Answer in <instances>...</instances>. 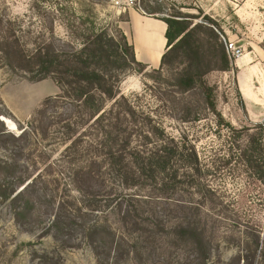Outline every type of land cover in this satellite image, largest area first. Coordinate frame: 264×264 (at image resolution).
<instances>
[{
	"label": "rangeland",
	"instance_id": "1",
	"mask_svg": "<svg viewBox=\"0 0 264 264\" xmlns=\"http://www.w3.org/2000/svg\"><path fill=\"white\" fill-rule=\"evenodd\" d=\"M36 1L40 3L38 6L34 4ZM56 3L72 15L70 19L74 26L69 32L64 26L65 20L54 10ZM142 4L149 10L162 7L147 0L144 3L142 0ZM228 10L227 0H177L175 7L168 12L186 21L189 28L209 27L216 36L203 27L197 33L201 67L206 71L203 79L212 89L216 114L206 107L199 88L185 94L176 93L172 79L184 67L179 60H173L161 71L147 68L139 72L136 66H132L119 84L120 95L127 97L135 108L149 113L185 149L194 150L197 157L200 169L195 177L197 186L189 188L184 180L169 199L163 198L160 203L152 204L157 211L163 210L167 227L165 235L161 239H149L151 243L143 239L148 248L140 259L133 255L117 261H102L96 258L79 228L59 233L52 229L50 225L56 204L64 200L66 211L72 214L79 207L82 196L75 191L73 168L66 158L61 157L63 146L56 128L50 127L45 140L35 134L19 143L6 139L5 144L4 137L0 138V264H194L191 263L195 258L192 246L186 242L174 243L170 228L175 218L180 219L179 222L195 220L203 229L209 242L207 264H230L236 255L253 253V235L258 232L263 243L254 264H262L264 91L255 84L252 90L263 97L259 95L260 99L255 103L245 102L236 85L239 60L229 58L233 69L220 70L216 57L219 44L223 43V38L228 40L225 30L233 29L234 19L228 15ZM39 15L45 21H54L55 36L76 47L84 41L86 29H105L121 43L122 33L118 25L126 18V14L115 13L109 0H0V18L10 21L16 36L25 41H30L39 31ZM79 15H84L85 24L79 23ZM152 16L163 18L160 13ZM240 47L244 55L250 54L251 59H258L246 45ZM260 47L264 50V41ZM57 95L60 91L51 79L30 81L4 67V60L0 59V101L4 104L0 113L6 108L13 117L1 115L0 118L15 124V129H11L4 123L8 132L20 134L17 123L25 125L46 98ZM186 109H190L188 118H184ZM195 116L198 121L191 120ZM14 161L20 165L16 172L4 169V162ZM25 171L38 177L35 187L26 195L32 207L25 210L23 216H18L24 202L11 203L5 197L10 191V183ZM181 172L185 169L182 168ZM106 185V191L114 189L117 193L116 185ZM198 188H208L211 193L202 197ZM104 199L101 198L99 203L103 215L99 214L97 218L106 217L108 224L117 229L116 219L109 217L111 207L105 206Z\"/></svg>",
	"mask_w": 264,
	"mask_h": 264
},
{
	"label": "trees",
	"instance_id": "2",
	"mask_svg": "<svg viewBox=\"0 0 264 264\" xmlns=\"http://www.w3.org/2000/svg\"><path fill=\"white\" fill-rule=\"evenodd\" d=\"M147 1L162 7L157 10L144 7L146 16L163 13L162 4ZM54 10L65 20L66 30L71 31L72 15L58 3ZM83 16L77 17L80 24L86 23ZM40 18V29L30 41L16 36L11 22L0 18V59L4 60V67L30 81L51 79L60 95L46 98L25 125L17 123L18 135L8 132L0 120V138L4 137L5 144L6 139L19 143L35 134L45 140L50 127H55L63 146L61 157L73 168L75 191L82 200L72 214L66 211L67 203L59 201L50 227L58 233L79 228L96 258L102 261H117L133 255L140 259L148 248L142 240L146 238L145 242L151 243V238L161 239L167 229L163 210L157 211L152 204L169 199L185 181L189 188L197 186L195 177L200 169L196 154L192 149H185L149 113L135 108L127 97L120 95L119 84L126 71L132 66L139 72L147 69L136 61L132 46L123 34L119 43L105 29H86L84 41L76 47L55 36L53 20ZM159 19L167 26V45L157 70L161 71L173 60L183 62L184 67L172 79L176 93L185 94L199 88L206 107L216 114L212 89L203 79L206 71L201 67L197 33L203 26L189 28L186 21L173 15ZM203 29L216 37L209 27ZM219 48L216 57L220 70H232L224 44L220 43ZM0 107L4 110L2 101ZM1 115L13 118L6 108ZM189 115L190 109H186L184 118ZM191 120L198 121L196 116ZM18 165V161L4 162V169L14 173ZM37 177L25 171L10 183L5 199L11 203L24 202L18 216L32 207L26 195L35 187ZM107 183L116 185L117 193L114 189L106 191ZM197 192L202 197L211 193L208 188H198ZM101 198H105L107 208L111 207L109 217L116 219L117 229L108 224L106 217L97 218L103 215L99 206ZM179 220L175 218L170 228L174 243H189L195 251L191 263L207 264L209 242L203 229L195 220ZM253 238V253L236 255L230 264H254L263 239L258 232ZM261 259L264 264V253Z\"/></svg>",
	"mask_w": 264,
	"mask_h": 264
},
{
	"label": "crops",
	"instance_id": "3",
	"mask_svg": "<svg viewBox=\"0 0 264 264\" xmlns=\"http://www.w3.org/2000/svg\"><path fill=\"white\" fill-rule=\"evenodd\" d=\"M227 7L230 10L228 15L234 21L233 29L225 30L226 37L236 45H246L251 49L250 53L253 52V56L258 58L253 60L250 54H247L236 64L238 92L245 102L255 103L256 99H260L259 95L263 96L254 93L253 86L258 84L259 89L264 91V50L260 47L264 41V0H227ZM124 14L126 18L119 22L118 27L132 46L136 61L148 69L159 68L167 45L166 24L159 18L142 15L135 10ZM242 35H246V39Z\"/></svg>",
	"mask_w": 264,
	"mask_h": 264
},
{
	"label": "built area",
	"instance_id": "4",
	"mask_svg": "<svg viewBox=\"0 0 264 264\" xmlns=\"http://www.w3.org/2000/svg\"><path fill=\"white\" fill-rule=\"evenodd\" d=\"M158 4H162L165 8L162 17H167L168 12L172 7H175L177 0H155ZM111 8L115 10L116 14H124L129 10H135L136 12L147 15L146 10L142 4V0H109ZM223 43L225 46V51L229 58L237 61L243 57V50L240 46L236 45L235 42L225 40L223 38Z\"/></svg>",
	"mask_w": 264,
	"mask_h": 264
},
{
	"label": "bare ground",
	"instance_id": "5",
	"mask_svg": "<svg viewBox=\"0 0 264 264\" xmlns=\"http://www.w3.org/2000/svg\"><path fill=\"white\" fill-rule=\"evenodd\" d=\"M244 56V55H243ZM240 60V59H239ZM3 120L6 121V123L8 124V126L11 128V129H15V124L11 121H9L8 119H5V118H2Z\"/></svg>",
	"mask_w": 264,
	"mask_h": 264
},
{
	"label": "water",
	"instance_id": "6",
	"mask_svg": "<svg viewBox=\"0 0 264 264\" xmlns=\"http://www.w3.org/2000/svg\"><path fill=\"white\" fill-rule=\"evenodd\" d=\"M0 120H1L3 123H5L6 127H9V126L7 125V123H6L5 120H3V119H1V118H0Z\"/></svg>",
	"mask_w": 264,
	"mask_h": 264
}]
</instances>
